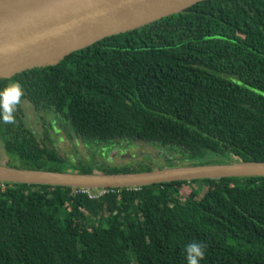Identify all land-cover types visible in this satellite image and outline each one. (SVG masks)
<instances>
[{
	"label": "trees",
	"instance_id": "obj_1",
	"mask_svg": "<svg viewBox=\"0 0 264 264\" xmlns=\"http://www.w3.org/2000/svg\"><path fill=\"white\" fill-rule=\"evenodd\" d=\"M12 82L23 89L15 122L0 119L12 167L64 172L67 161L27 125L24 99L103 156L123 140L153 144L166 166L264 161V0H204L1 78L0 89ZM198 181L207 191L183 198ZM193 242L206 245L200 264H264V176L110 188L100 198L0 182V264H187Z\"/></svg>",
	"mask_w": 264,
	"mask_h": 264
},
{
	"label": "water",
	"instance_id": "obj_2",
	"mask_svg": "<svg viewBox=\"0 0 264 264\" xmlns=\"http://www.w3.org/2000/svg\"><path fill=\"white\" fill-rule=\"evenodd\" d=\"M201 1L204 0H0V79L57 65L74 51L181 13ZM123 156L132 157L127 153ZM175 163L162 169L126 173L61 172L0 165V182L97 189L264 176V161Z\"/></svg>",
	"mask_w": 264,
	"mask_h": 264
},
{
	"label": "rangeland",
	"instance_id": "obj_3",
	"mask_svg": "<svg viewBox=\"0 0 264 264\" xmlns=\"http://www.w3.org/2000/svg\"><path fill=\"white\" fill-rule=\"evenodd\" d=\"M21 105L25 113V121L27 125L32 126L40 138H44L49 147L55 148L58 153L65 158V164H63V170L65 172H79L81 168L101 170L98 166L105 164L111 166H121L131 164L133 169L138 170L141 164H148L154 170L167 167V157L162 158L163 153H157L158 149L153 148V144L147 142L139 143L138 148L135 144L129 146L126 152L129 156L124 157V151L120 156H115V151L106 149L104 156L100 153L99 146L94 142H88L82 140L74 132L70 130L69 125L67 129L62 126V122L53 113L40 112L35 110L33 105L26 99L21 101ZM148 144V145H146ZM152 145V146H151ZM112 149V148H111ZM110 158L105 156L109 155ZM208 158H197L193 163H205ZM9 162H13L12 159L6 154L3 145L0 142V165H7ZM166 164V165H165ZM201 188V195L207 191V185L205 183L191 182L185 185V189L182 192V197H187L192 188ZM197 196V198H200Z\"/></svg>",
	"mask_w": 264,
	"mask_h": 264
},
{
	"label": "clouds",
	"instance_id": "obj_4",
	"mask_svg": "<svg viewBox=\"0 0 264 264\" xmlns=\"http://www.w3.org/2000/svg\"><path fill=\"white\" fill-rule=\"evenodd\" d=\"M23 96V89L18 82H12L0 89V119L4 123L13 124L16 106ZM206 245L193 242L185 246L187 264H200L204 259Z\"/></svg>",
	"mask_w": 264,
	"mask_h": 264
},
{
	"label": "built area",
	"instance_id": "obj_5",
	"mask_svg": "<svg viewBox=\"0 0 264 264\" xmlns=\"http://www.w3.org/2000/svg\"><path fill=\"white\" fill-rule=\"evenodd\" d=\"M132 188V187H129ZM110 188H88V187H73V193H85L90 198H100L103 196ZM138 189V188H135Z\"/></svg>",
	"mask_w": 264,
	"mask_h": 264
},
{
	"label": "flooded vegetation",
	"instance_id": "obj_6",
	"mask_svg": "<svg viewBox=\"0 0 264 264\" xmlns=\"http://www.w3.org/2000/svg\"><path fill=\"white\" fill-rule=\"evenodd\" d=\"M114 148L112 149V151H115L116 150V152L115 153H117L116 154V156L118 155V156H120V154H122V152L124 151L125 153L126 152H128L127 151V149H128V147L129 146H132L133 144L132 143H126V142H124L123 140H115L114 141ZM105 148H106V146H105Z\"/></svg>",
	"mask_w": 264,
	"mask_h": 264
}]
</instances>
